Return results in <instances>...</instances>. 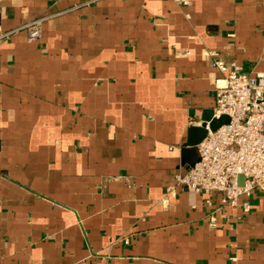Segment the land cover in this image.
Returning a JSON list of instances; mask_svg holds the SVG:
<instances>
[{
    "label": "crops",
    "instance_id": "0c3cea01",
    "mask_svg": "<svg viewBox=\"0 0 264 264\" xmlns=\"http://www.w3.org/2000/svg\"><path fill=\"white\" fill-rule=\"evenodd\" d=\"M187 1L2 0L4 31L48 19L0 44V264H264L263 192H169L211 53L264 72V0Z\"/></svg>",
    "mask_w": 264,
    "mask_h": 264
},
{
    "label": "built area",
    "instance_id": "2783aa9c",
    "mask_svg": "<svg viewBox=\"0 0 264 264\" xmlns=\"http://www.w3.org/2000/svg\"><path fill=\"white\" fill-rule=\"evenodd\" d=\"M183 5L187 0H174ZM0 0V44L19 31H27L28 41L35 43L42 38L43 24L48 17L34 19L23 27L4 31ZM214 57L213 67L221 74L216 89V107L213 118L223 116L229 123L209 133L198 145L200 160L175 177V187L169 189L175 195L177 187H184L196 194L206 195L205 205L212 206L219 196L222 209L244 207L248 212L254 192L264 193V72L247 74L242 67L226 64ZM209 227H218V218L209 216ZM128 243V242H126Z\"/></svg>",
    "mask_w": 264,
    "mask_h": 264
},
{
    "label": "water",
    "instance_id": "95a60500",
    "mask_svg": "<svg viewBox=\"0 0 264 264\" xmlns=\"http://www.w3.org/2000/svg\"><path fill=\"white\" fill-rule=\"evenodd\" d=\"M213 111L203 117V122L199 126L190 127L187 133V141L184 144V153H192L196 156V159L192 161H188V163H183L185 166V170L187 171L189 168L193 167L200 160L198 145L201 144L206 137L208 136L209 129L214 132L219 127L224 124L229 123V118L227 116H223L220 119L213 118ZM209 124V129H208ZM196 154V155H195Z\"/></svg>",
    "mask_w": 264,
    "mask_h": 264
}]
</instances>
